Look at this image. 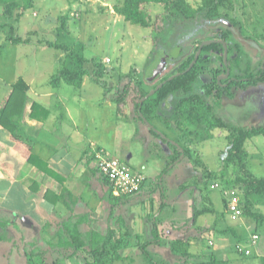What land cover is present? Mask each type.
Listing matches in <instances>:
<instances>
[{
	"label": "rangeland",
	"instance_id": "1",
	"mask_svg": "<svg viewBox=\"0 0 264 264\" xmlns=\"http://www.w3.org/2000/svg\"><path fill=\"white\" fill-rule=\"evenodd\" d=\"M123 2L124 0H34V6L17 18L18 11H14L12 16L4 14L6 1L0 0L1 97L10 92L12 83L19 78H23L33 92L53 90L58 96L53 97V100L50 96L43 101L55 106L60 99V102L69 107L72 121L76 123V126L71 124V139H65L66 142L61 140L64 144L61 149H68L70 157L74 155L75 167L76 155H80L78 144L83 139L87 145L92 142V146L104 148L112 157L127 162L134 171L145 174L148 184L141 195L118 204L112 211L111 222L117 236L119 233L126 234L124 240L128 243L122 250L124 258L117 264H144L140 244L153 238V218L159 226L161 243L150 246L149 250L161 264H182L184 261L196 264L199 260L209 259L213 253L219 259L228 260L229 264H264V221L245 214L232 220L226 211V191L233 188L242 198L239 187L228 184L221 177L218 180L210 178L207 188L205 187L207 174L219 172V153L228 147L227 132L212 128L209 121L193 125V121L187 118L182 119L181 130H178L174 123L168 122L169 111L160 113L161 118H153L156 127L173 142H180L182 145H187L182 140L187 135L184 130H191L193 143H198V149L203 153L196 167L192 159L186 158L164 175L162 185L166 204L160 210L162 194L156 183L159 174L178 152L163 137L153 135L137 113L140 95L172 75L184 59L195 51L198 40L219 35L220 30L229 29L232 46L229 56L238 57V61H230L231 75L257 72L264 62V0H232L233 8L227 15L223 14L220 20L206 24L191 22L183 28L175 29L172 26L165 27L166 24L164 26L161 19L165 9L155 4L150 5L153 28L125 21L124 16L115 10ZM188 2L193 7L201 4V0ZM62 16L67 17V31L59 35L57 28ZM11 25L17 35L29 37L32 42L12 44L7 41L6 34ZM156 26H163L165 29L162 27L157 32ZM156 32L162 35L161 46H157ZM37 40L60 41L71 47H76L77 44L85 46L84 55L88 61L81 87L63 83L61 87L54 88L47 84L50 76L61 67L65 53L38 43ZM177 45L185 53L180 50L177 57H167L161 73L155 79L147 80L146 71L150 65L161 56L163 50L171 54ZM155 50L157 55L151 61ZM98 66L104 68L100 81L95 80ZM200 67L201 78L204 81L211 80L214 70L221 67L220 56L211 54L209 60L200 63ZM124 87L128 88V93L125 105L119 109L114 99ZM221 102L222 116L227 120L246 127L264 125V80L249 85L246 89L235 90L231 96H223ZM52 111L54 112L53 108ZM57 112L59 110L56 106L55 113ZM63 124L65 121L47 131L52 139L56 140L60 131L64 130L66 125ZM185 138L187 140L188 137ZM245 146L251 172L264 177V136L257 134L249 138ZM77 166L73 177L81 179V167ZM230 171L237 172L236 168ZM214 182H218L219 186L214 188ZM184 186H188L187 189ZM106 187L97 175H91V186L86 188V193H79L80 196L85 195L84 203L89 205L87 208L98 230L107 225L111 207L103 197ZM207 190L211 192L209 197L214 210L200 215L192 222L190 218L193 206H204L203 194ZM251 201L254 211L264 214V196L253 195ZM46 226L49 227L48 231ZM46 226H43L40 237V244L44 247L46 241L57 239L53 225ZM253 234H258L255 243L251 239ZM14 237L15 243H18L14 250L11 249L12 243L4 239L0 241V264H33L30 255L26 254L25 246L28 243L22 234L16 233ZM28 237L30 235L25 238ZM237 245L243 252L250 250L251 254L240 253ZM25 256L28 259L25 260ZM84 257L82 252L74 256L66 252H53L45 257V264H52L55 259L61 264H85Z\"/></svg>",
	"mask_w": 264,
	"mask_h": 264
},
{
	"label": "trees",
	"instance_id": "2",
	"mask_svg": "<svg viewBox=\"0 0 264 264\" xmlns=\"http://www.w3.org/2000/svg\"><path fill=\"white\" fill-rule=\"evenodd\" d=\"M3 1H6L4 3V14L12 16L14 11H18L17 18H20L25 10L34 6V0ZM152 4L161 5L165 9L164 17L161 20H163L164 26L166 24L165 27L172 26L174 29L183 28L191 22L206 24L215 22V20L218 21L223 14L227 15L228 11L233 8L232 0H201V4L197 7H193L188 0H124L121 6L115 7V10L124 16L125 21L132 22L141 27L153 28L154 20L150 14V5ZM66 18V16L60 18L61 23L57 28L59 35L67 31ZM156 27L158 30H155L159 32V29L161 30L163 26ZM165 27L163 28L165 29ZM0 28H2V25H0ZM157 32L155 34L158 37L156 43L157 46H161L162 40L160 41V38H162V35L157 34ZM229 39L230 31L228 29L220 30L219 35H214L211 38L198 40L195 51L184 59L172 75L160 80L153 88L140 95L137 113L139 114L140 120L148 125L149 131L153 135L163 137V140L173 144V147H176L178 152L176 156L172 157V160L166 165L163 172L159 174L156 183L161 188L162 194L160 210L166 204L165 190L162 185L164 175L186 158L192 159L196 167V163L199 164V161L203 157V153L198 149V143H193V139L190 136L192 133L191 130H184L187 132L185 137L189 139L187 138L186 140L183 136L182 140L186 141L187 145H182L180 142H173L166 133L154 125V117L161 118L160 113H167L169 111L167 115L168 122L174 123L178 130H181L182 119L187 118L193 121V125H199L209 121L212 128H218L227 132L226 139L228 141V147L225 151L219 153V172H210L207 174L205 187L207 188V183L210 178L211 180H218L220 177L225 179L228 184L231 183L233 186L239 187L242 193V198L239 203L242 209V215H251L264 221V214L254 211L253 203H251V196H264V177L257 176L251 172L248 163V151L245 146L249 138L257 134L264 136V125L246 127L227 120L222 116L223 105L221 102L223 96H231L235 90H243L249 85L263 81L264 62L263 66L261 64V68L257 72L231 75L230 61H238V57L234 55L232 57L229 56L232 53V46ZM6 40L12 44L32 42L29 37L23 38L21 35H17L13 25L10 26L6 34ZM205 41L207 42L202 45L201 51L197 56L201 44ZM37 42L50 48L62 50L65 53L61 67L56 73L50 76L47 84L54 88L60 87L63 83L76 87L83 85L87 71L85 64L88 61L84 55L85 46L77 44L76 47H71L60 41L50 40H44L42 42L41 40H37ZM155 51L151 61L157 55V51L156 53ZM183 53H185L184 50ZM211 54L220 56L221 67L214 70L211 80L204 81L201 78L200 63L209 60ZM103 69V67L98 66L95 72L97 75L95 77L96 81H100L103 75ZM227 73L229 74L226 75ZM29 91V84L23 78L17 79L12 84L10 92L0 100V127L8 130L13 138L24 141L32 148L33 142L31 138L23 132L24 113ZM127 93L128 88L124 87V90L115 97L114 101L117 104V108L120 109L122 105H125ZM58 104V106H61L62 113H64L63 105L60 102ZM50 114L51 108L47 105L37 100L31 102L29 112L31 118L38 121H46L50 117ZM90 148L87 146L82 153V159H85V166L87 167L93 162L94 158V154ZM99 148L101 149V147ZM28 161L45 174L57 179L61 183L64 182V176L54 170L49 162L38 154L31 152L28 156ZM232 168H236L237 172L230 173ZM90 172L92 176L97 175L98 179L107 186L105 194L103 195L104 199L110 204L109 206H111L107 225L103 229H96L93 226V218L89 209L87 207L84 209L77 208V202H74L73 207L75 208L73 209L71 207L70 213L66 217L61 218L56 225L58 235L56 241L45 242V247L43 248L37 246V237L27 242L28 244L26 246L28 249H25L26 254L30 255L33 264H45V257L53 252H66L70 256L82 252L86 259L85 264H117L118 261L124 258L122 250L128 245L124 240L126 234L119 233L117 236L116 230L111 222L113 217L112 211L118 204L139 197L143 188L148 184L147 179L137 193L117 196L113 193L108 178L97 167H92ZM89 186H91V179ZM184 187L187 189L188 186ZM193 188L196 190L195 186ZM67 191L69 192V190H65L66 194ZM210 193L207 190L203 194L204 206L202 208L193 206V213L190 218L192 222H195L200 215L214 210L212 200L209 197ZM64 195L62 192L61 194H56L50 189L44 192V198L52 203H57L62 200ZM84 225L86 228H84ZM151 225L153 238L140 244L142 258L144 264H161L149 250L150 246L160 245L161 243V234L155 218L152 219ZM3 236L0 232V239H3ZM27 257L25 256V260ZM15 264H19V262ZM52 264L61 263L55 259ZM182 264L188 263L184 261ZM196 264H229V261L219 259L213 253L209 259L199 260Z\"/></svg>",
	"mask_w": 264,
	"mask_h": 264
},
{
	"label": "crops",
	"instance_id": "3",
	"mask_svg": "<svg viewBox=\"0 0 264 264\" xmlns=\"http://www.w3.org/2000/svg\"><path fill=\"white\" fill-rule=\"evenodd\" d=\"M32 92L30 87L24 113L23 132L31 138L33 147L30 148L24 141L13 138L8 130L0 127V232L4 235L3 239L5 241L13 244L12 250L16 249V245H18V243H15L14 235L16 233L22 234L26 242L37 237V246L43 248L44 246L40 244L42 241L40 237L44 230L43 226L52 224L54 226L52 228H54L55 234L58 236L56 225L61 218L66 217L70 213L71 207L75 208L73 207L74 202L80 204L77 208L84 209L89 207V205L84 203L85 199H83V196L85 195L83 194L82 196L81 194L80 196L79 193H86V188L89 189L90 169L94 167V163L91 162L88 167L85 166V159H82V153L84 148L92 146V142L87 145L82 139V142L78 144V154L80 155H76V162L79 168L81 167L80 172L82 174L80 176L82 178L75 179L73 175L77 171L78 166L76 165L75 167L74 155L72 154L70 157L68 149H61L64 145L61 140L71 139L73 133L71 124L76 126V123L72 121L70 109L67 105L60 102V99L59 102L64 107V113H62L61 106H53L51 103L47 105L43 101L50 96L52 100L53 97L58 96L51 89L44 93L35 90ZM5 94L7 95L8 93ZM5 94L2 97L0 95V100L4 98ZM33 100H41L40 102L51 108L50 117L46 121H38L29 116L30 104ZM56 106L59 110L57 113H55ZM64 121L65 124L63 125H66V127L62 132L57 133L58 138L56 140L52 139V136L47 131H51L50 129L55 128L58 123H63ZM31 152L47 160L54 170L64 176V182H59L30 163L28 156ZM47 189L56 194H61L62 192L65 195L62 200L52 203L44 198V192ZM65 190H69V192L67 191L66 194ZM46 228L48 231L49 227L46 226ZM84 228H86L85 225ZM29 235L30 237L25 238ZM25 249L27 250L28 247L25 246Z\"/></svg>",
	"mask_w": 264,
	"mask_h": 264
},
{
	"label": "built area",
	"instance_id": "4",
	"mask_svg": "<svg viewBox=\"0 0 264 264\" xmlns=\"http://www.w3.org/2000/svg\"><path fill=\"white\" fill-rule=\"evenodd\" d=\"M91 149L94 154V168L97 167L108 178L115 195L135 194L140 190L146 180L144 173L134 171L127 162L112 157L104 148L100 149L94 145L91 146ZM218 184V182L215 183L213 187L219 186ZM226 193H228L226 211L232 220H237L242 216V209L239 204L241 198L233 188L228 189ZM251 239L255 243L258 239V234H253ZM237 248L240 253H245V255L251 254L248 249L243 252V249L239 245H237Z\"/></svg>",
	"mask_w": 264,
	"mask_h": 264
},
{
	"label": "water",
	"instance_id": "5",
	"mask_svg": "<svg viewBox=\"0 0 264 264\" xmlns=\"http://www.w3.org/2000/svg\"><path fill=\"white\" fill-rule=\"evenodd\" d=\"M207 41L203 42L200 46V49L198 50L197 56L199 55L200 51H201V47L204 43H206ZM183 48L179 45H177L172 51L171 54L168 53L167 51L163 50L164 52H162L161 56L159 58H157L155 60V62L150 65V67L147 69L146 71V78L147 80H153L155 79L163 70V68L165 67V63H166V58L170 57V58H175L179 55L180 50H182ZM225 55H226V51H225ZM196 56V57H197ZM229 73H227L226 75H228Z\"/></svg>",
	"mask_w": 264,
	"mask_h": 264
}]
</instances>
